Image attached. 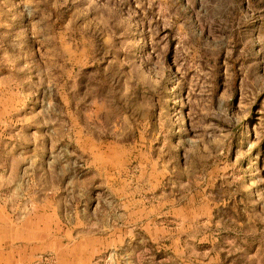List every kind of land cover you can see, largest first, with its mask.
Returning a JSON list of instances; mask_svg holds the SVG:
<instances>
[{"label":"rangeland","instance_id":"rangeland-1","mask_svg":"<svg viewBox=\"0 0 264 264\" xmlns=\"http://www.w3.org/2000/svg\"><path fill=\"white\" fill-rule=\"evenodd\" d=\"M0 264H264V0H0Z\"/></svg>","mask_w":264,"mask_h":264}]
</instances>
